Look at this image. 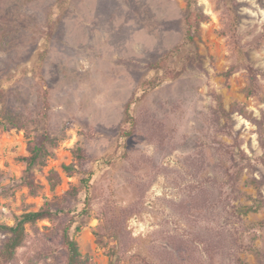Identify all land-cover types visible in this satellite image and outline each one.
<instances>
[{
  "label": "rangeland",
  "instance_id": "obj_1",
  "mask_svg": "<svg viewBox=\"0 0 264 264\" xmlns=\"http://www.w3.org/2000/svg\"><path fill=\"white\" fill-rule=\"evenodd\" d=\"M198 1L209 18L201 23L195 43L169 61L185 70L144 93L141 81L156 75L147 65L182 39L186 0H0V222L12 224L24 211L38 210L46 197L78 185L84 174L69 175L64 166L76 163L73 149L82 145L90 156L86 168L95 169L94 188L104 198L114 189L119 202L133 201L137 195L129 178L137 174L146 181L143 210L130 219L129 228L150 249L171 250L174 264H237L238 256L264 264V257L244 248L255 235V244L264 250V227L249 228L264 219V207L242 216L233 213L234 204H253L250 195L258 194L253 180L264 194V166L255 162L245 169L238 196L208 180L225 177L221 162L230 164L233 158L221 146L235 142L216 113L215 93L228 109L240 101L259 118L264 100L247 95L244 68L229 84L222 74L234 60L233 0ZM237 3L242 43L253 45L249 56L264 70V0ZM260 82L264 93V75ZM134 93L139 97L135 112L148 108L164 124L165 137L163 142L127 140L136 154L150 156L132 174L118 155L109 156L120 151L123 109ZM12 112L32 134L41 132L38 120L46 112L55 137L47 165L35 171L42 184L38 195L21 181L28 137L5 117ZM233 117L242 148L258 158L263 154L258 126L238 113ZM51 169L63 178L55 190L47 180ZM100 205L97 197L76 238L92 264H110L94 233ZM27 229V242L12 264H64L63 247L39 256L59 245L52 222L41 220ZM7 235L0 231V245Z\"/></svg>",
  "mask_w": 264,
  "mask_h": 264
},
{
  "label": "trees",
  "instance_id": "obj_2",
  "mask_svg": "<svg viewBox=\"0 0 264 264\" xmlns=\"http://www.w3.org/2000/svg\"><path fill=\"white\" fill-rule=\"evenodd\" d=\"M187 12L183 21V35L181 41L162 58L151 62L147 67L156 71V75L141 81L144 93L150 88H154L167 78H177L184 70L172 67L169 64L177 52L183 47L194 44L196 35L200 29L201 23L209 18L198 0H186ZM234 10L233 21L231 24V42L232 53L234 56L233 63L222 74L229 84L230 79L239 68H244L247 72L249 84L246 87L248 96H258L264 100V93L260 78L264 75V70L258 67L250 58L249 51L253 45L242 43L239 32V21L241 15L237 11V0L232 1ZM196 59L199 53L196 52ZM194 55L189 56V59ZM163 71V74L160 72ZM47 97V93H46ZM217 101L216 113L224 119L227 132L234 138L233 145L222 144L225 150L230 152L232 162L228 164L222 160L221 165L224 169L225 177H209V182L218 186L228 194L241 193L239 184L242 180L245 169L255 162H260L264 166V115L259 118L248 113L247 105L243 102L236 101L228 109L223 102L221 95L215 93ZM139 100L134 95L126 102L123 109V119L119 133V139H123L118 143L120 151L110 155L113 160L118 155L121 160L126 163L127 171L130 173L139 172L140 168L150 160L147 153L136 154L127 144V140L131 138H146L150 142H163L164 140V124L157 120L148 108H142L139 112H135L134 104ZM48 105V102H46ZM234 113L243 115L250 119L258 126L260 147L263 154L258 158L251 157L245 149L242 148L238 135L234 127ZM5 117L9 122L17 127L24 128L28 137L27 150L28 155L25 157L26 169L21 181L26 184L33 195H38L42 184L36 179L35 171L43 169L51 155V148L55 146V137L46 125L47 113H41L39 122H41L42 130L39 133L32 134L28 130V124L22 123L21 117L16 112L6 114ZM36 122V121H35ZM76 163L65 165L64 168L69 175L75 172H82L84 175L78 185H72V188L65 194H55L52 197H46L44 204L38 210H26L17 215L12 224L0 222V231L7 232L0 245V264H12L17 259V252L21 246H24L28 239L29 224H36L41 220H49L56 229L55 239L59 241V245L44 249L39 256L49 257L55 251L63 247L65 250L64 264H92L91 256L84 254L81 246L76 238L78 232L87 223L91 214L94 202L97 197L100 200V209L97 214L99 224L95 228V236L97 243L104 248L110 258V264H174V253L169 249L154 248L150 249L141 237L135 236L129 228L130 219L143 210V201L145 195L146 181L138 179V175L129 178L130 183L134 187L137 199L128 203H121L114 196L115 190L104 198V193H97L94 188L93 176L94 168H86V164L90 161L87 150L82 145H77L73 149ZM116 155V156H115ZM47 180L52 190H55L62 183V175L55 169H51L47 174ZM258 189L256 197L250 195L253 204L244 205L242 203L233 205V213L248 214L250 211H259L264 207V194L261 192L257 181H252ZM247 194L245 192H242ZM98 194V195H97ZM97 195V196H96ZM238 196V195H237ZM73 200V201H72ZM256 226L264 227V219L252 222L249 228ZM50 238V237H49ZM48 239V238H46ZM251 243L244 245V248L259 257H264V250L255 244L256 236H252ZM138 248L135 250V248ZM191 260V257L188 256ZM237 264H252L246 259L238 256Z\"/></svg>",
  "mask_w": 264,
  "mask_h": 264
}]
</instances>
